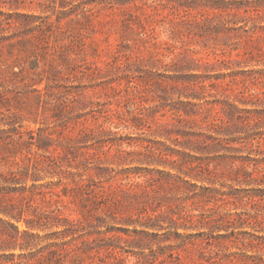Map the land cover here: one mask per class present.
<instances>
[{
	"label": "rangeland",
	"instance_id": "obj_1",
	"mask_svg": "<svg viewBox=\"0 0 264 264\" xmlns=\"http://www.w3.org/2000/svg\"><path fill=\"white\" fill-rule=\"evenodd\" d=\"M0 264H264V0H0Z\"/></svg>",
	"mask_w": 264,
	"mask_h": 264
}]
</instances>
